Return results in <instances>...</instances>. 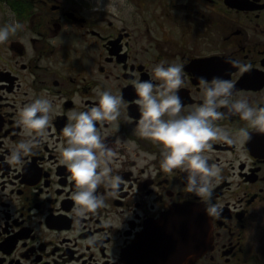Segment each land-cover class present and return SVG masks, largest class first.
<instances>
[{"label":"flooded vegetation","instance_id":"af4514ba","mask_svg":"<svg viewBox=\"0 0 264 264\" xmlns=\"http://www.w3.org/2000/svg\"><path fill=\"white\" fill-rule=\"evenodd\" d=\"M96 5L0 0V27L23 25L0 44V264H127V250L143 233L152 238L174 207L197 203L206 213L207 198L187 191V173L165 174L161 146L136 133L133 82L158 85L156 65H182V116L203 103L201 77L231 81L233 101L264 107V0H126L117 14L94 11ZM231 61L251 67L241 73ZM103 91L123 98L117 121L96 125L116 153L109 167L122 183L112 197L100 185L96 194L106 206L77 224L69 198L74 182L60 163L62 129L70 112H86ZM39 98L53 104L47 137L11 166L6 157L27 139L18 111ZM218 111L226 116L215 126L232 138L247 127L227 108ZM248 132L243 143L212 141L205 153L221 169L211 196L221 211L206 214V246L192 257L181 247L178 264H264V142ZM91 237L94 245L86 243Z\"/></svg>","mask_w":264,"mask_h":264},{"label":"clouds","instance_id":"9594fccd","mask_svg":"<svg viewBox=\"0 0 264 264\" xmlns=\"http://www.w3.org/2000/svg\"><path fill=\"white\" fill-rule=\"evenodd\" d=\"M125 2L126 0H109L105 5L103 0H97L94 11L117 14L119 7ZM127 10L134 11V5L127 4ZM22 29L23 25L18 21H11L0 27V44ZM231 63L241 73L247 72L251 67L237 61ZM182 71V65L171 64L165 67L161 63L153 69L154 77L160 81L158 85L151 81L133 82L138 97L134 103L140 111L136 133L161 146L160 168L165 174H172L174 169L187 173V191L207 198L206 214L215 217L220 214L221 207L211 203V196L215 184L222 178L221 169L216 164H209V156L205 153L212 150V141L234 144L250 139L248 128L264 134V107L250 106L248 100L243 98L233 101L231 97L234 85L231 81L213 78L209 83L201 77L203 103L182 116L180 113L183 104L177 94L184 83ZM122 104V97L103 91L99 93L97 105L91 106L86 112H70L69 122L62 129L60 163L67 167L69 179L74 182L75 190L69 198L74 202L72 212L77 224L89 213L94 214L99 208L106 206L105 196L96 194L100 185L110 190L107 191V196L118 194L122 178L111 175L112 168L109 167L116 153L102 142L96 125L98 122L101 128L105 123L111 126L120 116ZM220 108H227V115H238L247 122V127L239 129L235 139L214 124L226 116L218 111ZM52 111V101L44 98L35 99L19 109L16 123L27 139L15 146L5 163L19 165L22 157L31 153L38 140L46 139ZM165 116L168 118L164 119ZM148 159L155 157L149 155ZM86 243L94 245L95 238H89Z\"/></svg>","mask_w":264,"mask_h":264},{"label":"water","instance_id":"95a60500","mask_svg":"<svg viewBox=\"0 0 264 264\" xmlns=\"http://www.w3.org/2000/svg\"><path fill=\"white\" fill-rule=\"evenodd\" d=\"M153 227L151 224V230ZM155 230L157 233L152 238L141 234L127 250V264H178L175 256L181 247L187 246L190 257L204 248L210 223L199 205L185 203L174 207L156 222Z\"/></svg>","mask_w":264,"mask_h":264}]
</instances>
